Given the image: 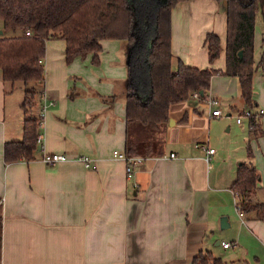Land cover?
<instances>
[{"label":"crops","instance_id":"1","mask_svg":"<svg viewBox=\"0 0 264 264\" xmlns=\"http://www.w3.org/2000/svg\"><path fill=\"white\" fill-rule=\"evenodd\" d=\"M209 32L219 39L211 63L204 44ZM170 37L172 70L179 61L223 70L226 1L177 2L170 12ZM100 44L97 53L67 63L65 41H46L42 80L31 86L30 114L39 119L42 142L29 161L3 158L4 142L22 137L24 115L21 97L0 73V264H191L200 251L223 264H264V221L252 213L240 215L230 189L237 165L248 160L249 144L260 174L255 198L264 202V110L255 117L257 136L250 138L248 122L243 137L217 145L211 128L221 118L219 107L195 98L173 103L154 151L139 154L143 161L128 176L125 162L113 152L126 153L128 139L141 146L148 141L139 135L144 129L128 126L125 118V42ZM253 89L250 107L235 76L212 75L206 94L215 102L223 97L222 106L230 108L226 129L242 123L236 118L232 123L234 111H252L259 100L264 105V87L259 96ZM212 109L221 112L210 116ZM201 144L214 148L209 161L196 147ZM43 153L68 159L46 164ZM82 155L89 156L91 166H84ZM222 217L228 223L223 229Z\"/></svg>","mask_w":264,"mask_h":264},{"label":"trees","instance_id":"2","mask_svg":"<svg viewBox=\"0 0 264 264\" xmlns=\"http://www.w3.org/2000/svg\"><path fill=\"white\" fill-rule=\"evenodd\" d=\"M184 0H0V73L4 82L42 80L43 67L39 62L45 53L47 40L65 41V61L76 56L97 53L104 39H119L126 46L125 118L128 126L144 129L139 135L148 142L144 145L128 139V155L150 154L156 146L155 137L168 119L173 103L190 98L198 92L199 99L206 96L212 75L235 76L240 95L248 105L252 100V75L255 68L264 66L263 55L259 63L253 56L255 13L264 0L226 1L225 68L203 69L178 62L172 70L170 50V12ZM29 30L30 34L26 35ZM264 46V36L262 37ZM208 61L219 53V39L209 32L205 35ZM241 50V56L238 51ZM203 94H200L199 91ZM33 88L24 92V120L20 140H9L3 145L5 162L29 161L36 157V138L39 119L29 112L33 105ZM250 138L261 133L255 117L248 118ZM141 133V134H140ZM241 161L230 185L241 213H252L264 221V202L255 198L260 174L251 162ZM139 155V156H141ZM191 264H223L219 257L200 251Z\"/></svg>","mask_w":264,"mask_h":264},{"label":"rangeland","instance_id":"3","mask_svg":"<svg viewBox=\"0 0 264 264\" xmlns=\"http://www.w3.org/2000/svg\"><path fill=\"white\" fill-rule=\"evenodd\" d=\"M138 1H141V0H138ZM1 24H2V22L0 20V30H1V26H2ZM12 34H13L12 32L6 31V32H1L0 36H9ZM254 35L255 36H253V56H254V60L256 63V61L260 58L261 52L264 49V48L263 49L261 48V38L264 36V4L262 7L258 8V10L255 13ZM262 68H263V66H262ZM10 84H11V82H7V85L9 88H10ZM35 84H36V81H28L25 83L23 81L17 80L13 83L14 94L18 95L19 100L21 97V100L23 101L25 90L30 89L31 86L35 85ZM252 87L254 88L253 92L255 94H258V96H259V93L262 92L261 91L262 87H264V69H261L258 67L255 68L253 75H252ZM221 98H223V97H218L217 99L219 101L210 105L211 108L212 107H219L222 111L221 118L219 119V121L212 123V128H211L212 129L211 130V138L213 141L218 142L217 145H224L225 143H228V141L232 142L233 139H240L241 137H243L245 132L247 133V126H248L247 118L242 116L241 125H239L237 127L232 126L231 129H226L228 124L231 123V120L229 119L230 117L225 116L229 107L222 106ZM193 99L194 98H191V97L189 98V100H193ZM34 106H35V102L33 105L29 106V109H28L29 112L33 111ZM243 107H246L245 104L243 105ZM260 108H262V110H264V105L262 103V100H259L258 106H256L255 108H252V112L256 111L255 109H257V111H258ZM246 109H248V107ZM249 109H251V108H249ZM22 111H23V109H22ZM233 111H234V109H233ZM232 114H233L232 115L233 116L232 123H235V118L237 116L236 111H234ZM258 115H260V114H258ZM228 138H229V140H228Z\"/></svg>","mask_w":264,"mask_h":264},{"label":"built area","instance_id":"4","mask_svg":"<svg viewBox=\"0 0 264 264\" xmlns=\"http://www.w3.org/2000/svg\"><path fill=\"white\" fill-rule=\"evenodd\" d=\"M25 33H26V35L30 34L29 30H27ZM39 62L41 63V59L39 60ZM190 96L192 98L199 99V97H198L199 94L197 91L192 92ZM203 100L208 106H210L211 104H213L215 102V99L208 94H206V96ZM49 104H51V103H49ZM44 107H45V105H44ZM44 107H43V109H44ZM220 112L221 111L219 109H212L210 116L219 115ZM262 113H263V110H259L257 112H252L250 109H245L242 111V114L236 116V122H238V123L241 122L242 116L256 117L258 114H262ZM41 142H42V138L40 135H38L36 138V144L40 146ZM197 146H199L200 149L204 152L205 160L209 161L210 155L214 153V148L209 147L205 144L196 145V147ZM113 156L118 158V159H121L125 162V165H126L125 170H126V173L128 176L131 175L133 168L135 166L140 165L143 161L142 156L128 155L127 153L119 152V151H114ZM173 156H174V153H170V157H173ZM79 158H80V160H82L85 167L91 166L90 158L88 155H82ZM67 159H68V157L62 153H43L41 155V160L44 161L46 164H53L55 162L63 161V160H67ZM236 206H237V203H236ZM237 209H238L239 214L241 215L242 213H241V211H239L238 207H237ZM221 245H222V247L226 248V247L230 246V243L221 242Z\"/></svg>","mask_w":264,"mask_h":264},{"label":"water","instance_id":"5","mask_svg":"<svg viewBox=\"0 0 264 264\" xmlns=\"http://www.w3.org/2000/svg\"><path fill=\"white\" fill-rule=\"evenodd\" d=\"M2 31L0 30V33H1ZM241 54H242V52H241V50H239L238 51V55L239 56H241ZM199 93L200 94H203V92L200 90L199 91ZM228 226V223H227V219H226V217H222L221 219H220V228H226Z\"/></svg>","mask_w":264,"mask_h":264}]
</instances>
